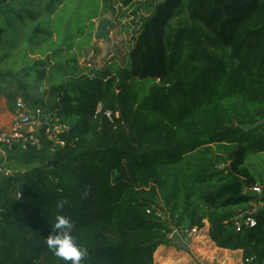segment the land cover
Returning a JSON list of instances; mask_svg holds the SVG:
<instances>
[{
	"label": "trees",
	"instance_id": "1",
	"mask_svg": "<svg viewBox=\"0 0 264 264\" xmlns=\"http://www.w3.org/2000/svg\"><path fill=\"white\" fill-rule=\"evenodd\" d=\"M42 1L0 0V78L44 109L42 144L69 130L52 155L14 145L30 166L0 174V264H62L44 242L58 213L88 249L81 264H154L172 225L195 234L206 222L218 248L264 264V173L247 162L264 154V0H100L133 16L126 65L103 70L78 64L97 16L66 27L88 0ZM23 75L46 80V101ZM252 205L256 224L237 229Z\"/></svg>",
	"mask_w": 264,
	"mask_h": 264
},
{
	"label": "rangeland",
	"instance_id": "2",
	"mask_svg": "<svg viewBox=\"0 0 264 264\" xmlns=\"http://www.w3.org/2000/svg\"><path fill=\"white\" fill-rule=\"evenodd\" d=\"M78 1V5L74 8V5H72L70 8H68V13H70V17L66 22H70V24H67L66 27H69L72 30L76 29L78 26H83L85 23L90 21L92 18H96L93 20L95 23L94 25V35L92 36V42L85 46L82 51V57L78 59V64L83 69H95V70H103L108 65L117 63L122 66H125L127 63V55L130 50V46L132 44L131 41V35H128V31L125 30V22L131 23L133 20V16H130L128 18H116L111 12L105 11L103 9V6L100 5L99 8V2L100 0H88L80 2ZM46 4V0L42 1L41 7L43 8ZM63 6V4H60V7ZM116 8L119 12L121 10L120 5H116ZM130 14V11H128ZM53 17V16H52ZM68 17V15L66 16ZM104 18H110L113 21V28L110 29V36H111V42H107L105 39H99L95 40V32L97 25L104 19ZM56 34H53L52 37H54V40L57 39ZM81 40V39H79ZM48 48V46L46 47ZM42 52H39V54L34 55V57L39 58L42 57ZM6 63H3L0 66V71L6 73ZM22 79V77H21ZM36 77H32L31 81L30 78L25 77L23 75V84L27 87L28 93L31 94L32 99H40L39 95L42 97L43 101L47 100V91L49 90V85L45 81L43 82H35ZM18 100H22L27 103L28 108L35 116H40L44 109L42 106L37 104L35 101H25L24 94H23V88L21 84H18L17 81H10V80H4L0 78V133L8 132L11 128V124L13 121V108L16 102ZM36 125H31L29 128V132H38L39 129H35ZM35 129V130H34ZM63 129L61 127L54 128L53 131L48 130L47 133L49 135V140H51V145L40 144L39 148L36 149V151H45L49 155H52L55 152V145L59 144V142L56 140L57 135L62 132ZM56 140V142H55ZM55 142V143H54ZM62 145V144H61ZM27 159L25 157V154L18 152V151H11L8 153L7 160L4 161L0 158V167L4 164L6 170H9L11 172L10 175H14L17 172H26L27 168L30 166V164L27 162ZM31 161V160H30ZM248 164L251 166V168L256 173H264V154L261 156H250L247 160ZM5 177L0 176V189L3 187V182H5ZM17 197L19 198V193L17 194ZM2 199L0 197V203L2 202ZM209 223L206 222V226L201 231L192 234H186L183 230L179 231V233H175L178 229L176 226H171V228L174 231V237L173 239H170L169 243L167 244V248L170 247H176L177 245H182L186 248H181L182 250H177L179 253L174 252V255L168 254L169 249H165L161 251L162 249H158L157 252L154 254V264H180L181 262H185L184 259H187L188 262L191 264H215L208 261H200L199 259H194V254H190L189 247L192 245L193 237L196 236V234L200 233L199 238H204L201 234L206 232V227ZM210 228V226H209ZM177 248V247H176ZM188 249V250H186ZM173 251V249H172ZM161 252V253H160ZM215 252H218L215 250L214 252L210 251H202V254L209 258L210 260H213L215 257ZM190 254V255H188ZM229 254V253H226ZM239 254V252H238ZM242 256L238 258L237 255L233 257L232 264H244L243 261V252L241 253ZM160 257V260H157L156 258ZM232 259V258H231ZM184 264V263H181ZM220 264H229L227 257L224 258V260Z\"/></svg>",
	"mask_w": 264,
	"mask_h": 264
},
{
	"label": "built area",
	"instance_id": "3",
	"mask_svg": "<svg viewBox=\"0 0 264 264\" xmlns=\"http://www.w3.org/2000/svg\"><path fill=\"white\" fill-rule=\"evenodd\" d=\"M31 125H36L35 129H39L41 127V122L39 116H35L28 105L22 101L18 100L15 110L13 112V121L11 124V128L8 132L0 133V158L4 161L7 160L8 153L14 151V145H22L23 148L27 149L29 146L35 147L41 144L37 132H29V128ZM34 129V130H35ZM63 130H69L68 127H64ZM64 145V143H61ZM40 147V146H39ZM0 174L9 177L11 172L6 170L4 164L0 167ZM254 193L260 194L262 192L261 187L256 186L253 188ZM21 194L19 193V198ZM263 206H260V208ZM258 205H252V208L247 211L245 214H242L235 221L236 228L241 229L243 227H253L256 224L255 214L258 211ZM1 219V215H0ZM183 230L186 234H188L187 230L178 229L175 233H179V231ZM174 231L169 236L170 239L174 237ZM257 264V263H256Z\"/></svg>",
	"mask_w": 264,
	"mask_h": 264
},
{
	"label": "clouds",
	"instance_id": "4",
	"mask_svg": "<svg viewBox=\"0 0 264 264\" xmlns=\"http://www.w3.org/2000/svg\"><path fill=\"white\" fill-rule=\"evenodd\" d=\"M68 203L66 199L57 201L56 207L63 209ZM74 222L70 216L58 213L51 225L52 233L45 239L48 249L62 261V264H81L88 255V249L79 243L73 235Z\"/></svg>",
	"mask_w": 264,
	"mask_h": 264
},
{
	"label": "crops",
	"instance_id": "5",
	"mask_svg": "<svg viewBox=\"0 0 264 264\" xmlns=\"http://www.w3.org/2000/svg\"><path fill=\"white\" fill-rule=\"evenodd\" d=\"M206 232H205V236L204 238H199L200 237V233L196 234L195 237H193V243L192 245L189 247V251H190V254L192 255V253L194 254V259H199L200 261H208V262H212V263H215V264H220L225 257H227L228 259V263L229 264H232L233 262V257H235V255L238 256V258L240 256H242V251H230V250H225V249H220L218 248L214 242H212V240L210 239L209 237V224L207 225L206 227ZM194 234V233H192ZM192 234L190 236H192ZM159 249H162L161 251L165 250V249H169V253L168 254H171V255H174L176 253H179L177 250H182L181 248H176V247H170V248H167L166 246H162L160 247ZM173 249V251H172ZM177 249V250H176ZM188 250V249H186ZM215 250H217L218 252H215V257L213 260H210L209 258L205 257L203 254H202V251H210L211 253L214 252ZM229 253V254H226V253ZM239 252V254H238ZM161 253V252H160ZM188 254V255H190ZM190 255V256H191ZM192 257V256H191ZM232 258V259H231ZM157 260H160L161 258L158 257L156 258ZM162 260V259H161ZM164 260V259H163ZM162 260V261H163ZM185 262H181V263H184V264H191L190 262H188L187 259H184ZM171 262H169L168 264H170ZM180 263V264H181Z\"/></svg>",
	"mask_w": 264,
	"mask_h": 264
},
{
	"label": "water",
	"instance_id": "6",
	"mask_svg": "<svg viewBox=\"0 0 264 264\" xmlns=\"http://www.w3.org/2000/svg\"><path fill=\"white\" fill-rule=\"evenodd\" d=\"M113 21L110 18H104L96 28L95 40L105 39L107 42H111L110 29L113 28Z\"/></svg>",
	"mask_w": 264,
	"mask_h": 264
}]
</instances>
